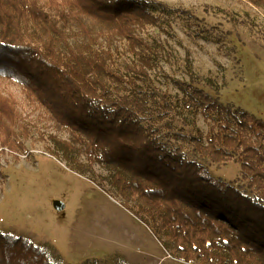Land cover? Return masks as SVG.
<instances>
[{"label":"trees","instance_id":"1","mask_svg":"<svg viewBox=\"0 0 264 264\" xmlns=\"http://www.w3.org/2000/svg\"><path fill=\"white\" fill-rule=\"evenodd\" d=\"M170 12L154 0H0V76L16 81L27 100L69 130V139L49 135L69 165L80 173L94 174V164L107 169L110 190L169 254L187 263L264 264V121L174 79L185 107L209 128L176 133L181 142L171 143L155 125L173 105L149 73L160 46L141 32L160 26ZM117 41H125L132 57L126 72L115 65ZM20 119L14 98L0 90V146L19 153L26 149L21 136H29ZM187 143L214 163L237 157L252 192L190 158ZM97 177L92 180L109 192ZM0 264L63 263L29 238L0 229Z\"/></svg>","mask_w":264,"mask_h":264},{"label":"rangeland","instance_id":"2","mask_svg":"<svg viewBox=\"0 0 264 264\" xmlns=\"http://www.w3.org/2000/svg\"><path fill=\"white\" fill-rule=\"evenodd\" d=\"M154 1L171 8L160 26L141 32L160 46L159 58L149 73L153 86L173 105L170 117L155 123L164 139L181 142L176 133L195 135L200 130L205 134L209 128L200 114L185 107L186 95L174 79L193 82L224 104L264 121V4L251 0ZM115 44L119 48L115 65L126 72L132 57L125 41ZM0 90L14 98L19 123L29 129V136L20 135L24 152L0 146L3 232L29 238L63 264H199L167 252L151 228L110 190L104 166L94 164L91 174L69 165L49 137L69 139V130L55 123L43 107L27 100L16 81L0 76ZM185 147L188 156L205 164L214 176L252 192L241 177L237 157L214 163L201 156L192 143ZM79 158L86 162L82 150ZM96 175L110 193L92 180Z\"/></svg>","mask_w":264,"mask_h":264},{"label":"crops","instance_id":"3","mask_svg":"<svg viewBox=\"0 0 264 264\" xmlns=\"http://www.w3.org/2000/svg\"><path fill=\"white\" fill-rule=\"evenodd\" d=\"M128 260V259H127Z\"/></svg>","mask_w":264,"mask_h":264}]
</instances>
